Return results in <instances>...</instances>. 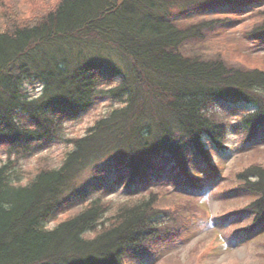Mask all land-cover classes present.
Instances as JSON below:
<instances>
[{"label": "trees", "instance_id": "trees-1", "mask_svg": "<svg viewBox=\"0 0 264 264\" xmlns=\"http://www.w3.org/2000/svg\"><path fill=\"white\" fill-rule=\"evenodd\" d=\"M215 2L264 4L27 0L22 9L0 0V148L27 157L42 145L71 146L57 167L40 160L32 175L16 161L0 166V264H129L186 231L195 203L165 205L160 190L114 206L103 197L166 184L175 169L176 186L198 188L200 178L187 175L194 155L215 178L204 140L218 149L226 143L218 103L253 106L235 132L247 140L264 133V66L185 50L202 48L216 24L172 17ZM256 11L246 36L264 42V11ZM104 102L112 106L104 117L64 138L66 121ZM236 179L254 196L244 212L256 227L264 220V167Z\"/></svg>", "mask_w": 264, "mask_h": 264}, {"label": "rangeland", "instance_id": "rangeland-1", "mask_svg": "<svg viewBox=\"0 0 264 264\" xmlns=\"http://www.w3.org/2000/svg\"><path fill=\"white\" fill-rule=\"evenodd\" d=\"M15 1L22 9L27 6V0ZM256 10L264 11V4L231 9L228 2H215L183 12L175 10L172 17L187 23L212 21L216 24V29L206 38L202 48L196 49V44L191 43L184 46L185 50H197L199 54L221 58L233 66L242 65L243 59L264 66V42H255L246 36L258 21L255 19ZM28 92L30 96H37L40 88H28ZM110 107L109 103L104 102L66 121L64 138L70 140L84 135L87 128L104 117ZM253 109V106L245 103L223 102L216 105L215 110L227 121L226 143L218 149L204 140L205 149L210 154V164L218 171L215 178L202 160L192 156L187 175L200 178L198 188L188 183L176 186L179 173L175 169L168 174L171 183L150 182L135 187L129 193L119 189L103 197L114 206L126 199L146 195L148 191L160 190L168 200L165 205L187 200L198 206L194 211L196 217L191 219L179 238L162 244L157 250L129 264H264V220L256 227L251 225L255 216L244 210L254 196L238 188L240 182L236 179V174L251 165L264 167V133L247 140L237 135L234 129L240 117ZM70 150L68 144L52 143L40 146L27 157H21L0 148V166L9 160L16 161V170L32 175L40 160L57 167Z\"/></svg>", "mask_w": 264, "mask_h": 264}]
</instances>
